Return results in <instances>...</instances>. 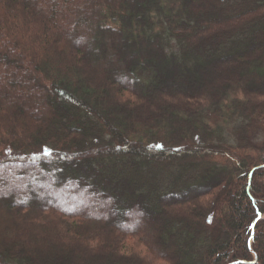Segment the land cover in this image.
Returning a JSON list of instances; mask_svg holds the SVG:
<instances>
[{
  "label": "trees",
  "instance_id": "obj_1",
  "mask_svg": "<svg viewBox=\"0 0 264 264\" xmlns=\"http://www.w3.org/2000/svg\"><path fill=\"white\" fill-rule=\"evenodd\" d=\"M258 75L264 0H0V264H264Z\"/></svg>",
  "mask_w": 264,
  "mask_h": 264
},
{
  "label": "rangeland",
  "instance_id": "obj_2",
  "mask_svg": "<svg viewBox=\"0 0 264 264\" xmlns=\"http://www.w3.org/2000/svg\"><path fill=\"white\" fill-rule=\"evenodd\" d=\"M213 16H214V14H212V13L208 14V18H212ZM101 62H102V63H105V62H106L105 58L102 57ZM247 70H248V69H247ZM240 71L242 72V71H244V70H240ZM248 71H249V70H248ZM112 74H113V75H120L121 73H120V72H119V73H114V72H113ZM217 74L219 75V73H217ZM256 77L259 79L260 84H261L262 86H264V78L260 77L259 75L256 76ZM181 80L187 83V82L189 81V78H188L187 76L184 75V76L181 77ZM170 84H171V85H174V81H173L172 83H170ZM56 202H57V201H56L55 199H53V198H48V203H49V204L56 203ZM82 205H83L84 208H88V207L90 208V207H91V205L88 206V204H84V203H83ZM138 223H140V222H138Z\"/></svg>",
  "mask_w": 264,
  "mask_h": 264
},
{
  "label": "water",
  "instance_id": "obj_3",
  "mask_svg": "<svg viewBox=\"0 0 264 264\" xmlns=\"http://www.w3.org/2000/svg\"><path fill=\"white\" fill-rule=\"evenodd\" d=\"M251 172H252V171H251ZM251 172H250V174H249V179H250V176H251ZM260 218H262V216L259 214V215H257L256 219H255L254 221H252V223H251V235L253 234V228H254L255 223H256ZM253 261H256V255H255V254H254V259H253Z\"/></svg>",
  "mask_w": 264,
  "mask_h": 264
}]
</instances>
